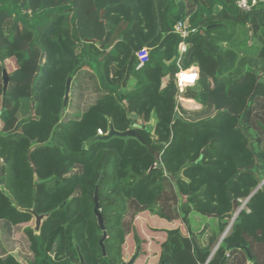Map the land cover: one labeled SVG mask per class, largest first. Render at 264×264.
<instances>
[{
  "label": "trees",
  "instance_id": "1",
  "mask_svg": "<svg viewBox=\"0 0 264 264\" xmlns=\"http://www.w3.org/2000/svg\"><path fill=\"white\" fill-rule=\"evenodd\" d=\"M258 3L0 0V264H125L128 235L141 254V214L182 223L162 229L156 264H264ZM186 18L197 31L178 58L173 28ZM191 66L197 81L179 91L175 74ZM110 125L139 138L95 139ZM20 227L25 262L2 243Z\"/></svg>",
  "mask_w": 264,
  "mask_h": 264
},
{
  "label": "rangeland",
  "instance_id": "2",
  "mask_svg": "<svg viewBox=\"0 0 264 264\" xmlns=\"http://www.w3.org/2000/svg\"><path fill=\"white\" fill-rule=\"evenodd\" d=\"M129 86H133L131 83ZM79 90L80 87L77 88V96H79ZM96 97V93L93 92V90L89 89L86 95L84 96L85 104L88 102H91L92 99ZM183 99V100H182ZM183 105L186 106L188 109H194L197 106L195 102L189 99L182 98ZM186 100V101H185ZM188 100V101H187ZM83 100L80 101V99H76V102L78 104H81L80 106L83 107ZM85 106V105H84ZM77 108L75 107V110ZM154 124V117L152 116L150 122L148 123L149 126H152ZM28 225H31L36 230V222L35 217L28 223ZM175 227H182V223L179 221L175 222H165L156 216H150L148 214H141L136 220H135V229L141 239V247L140 251L141 254L136 258L135 256L132 257V254L135 251V240L132 235L127 236L126 244H125V263H127L130 259L133 258L131 264L134 262V264H156L157 263V256H158V244L163 239V233L161 232L162 229L165 228H175ZM37 231V230H36ZM2 243L8 247L13 253L16 255V257L25 262V259L21 257V251L27 252V242L24 239V232L23 229L20 227L18 230H16L12 236H10L8 239H3ZM28 254V253H27Z\"/></svg>",
  "mask_w": 264,
  "mask_h": 264
},
{
  "label": "built area",
  "instance_id": "3",
  "mask_svg": "<svg viewBox=\"0 0 264 264\" xmlns=\"http://www.w3.org/2000/svg\"><path fill=\"white\" fill-rule=\"evenodd\" d=\"M264 1V0H263ZM258 0H237V6L243 11H250L255 6H257ZM173 31L180 37V41L178 44V58L185 52L187 44L186 38L197 31V28L192 27L188 21V19L179 20L174 24ZM148 50L147 48H141L136 52V57L138 59L137 68H139L147 59ZM199 70L196 66H191L187 69H180L175 74L176 84L179 88V91H182L186 86H193L198 78ZM192 76V80L184 79V77ZM182 99L181 97H179ZM183 100V99H182ZM98 135H103L100 129L97 130Z\"/></svg>",
  "mask_w": 264,
  "mask_h": 264
},
{
  "label": "water",
  "instance_id": "4",
  "mask_svg": "<svg viewBox=\"0 0 264 264\" xmlns=\"http://www.w3.org/2000/svg\"><path fill=\"white\" fill-rule=\"evenodd\" d=\"M2 80H3V101H4V94H5L6 86H7V83H8V74H7V72L5 70H3V72H2ZM70 84H71V77H68L67 80H66V83H65V91H64V96H63L62 109L65 108L66 105H67V103H68L69 93H70ZM112 136L136 137V138H139V136L135 133V131L133 129H127L125 131L120 132V131H116L113 128V126L110 125L109 126V130H108V133L106 135H104V136L98 135V136L95 137V139H108V138H110ZM263 182L264 181H262L260 184H262ZM93 200H94V208H93L94 214L97 217V221H98V224H99L100 228L102 230H104L103 219H102V215L100 213L99 203H98V197H97V187L95 188L94 199ZM239 209H238V211H239ZM29 211L35 217L36 230H38L39 229V226L41 224V221H42V219L44 217V214H36L34 208L31 209V210H29ZM238 211L234 214V217L237 215ZM104 237H105V233L103 235V238L100 240V245H101L103 251H104V247H103ZM80 260H81V258H80ZM132 260H133V258L129 262L125 263V264H131ZM81 262H82V260H81Z\"/></svg>",
  "mask_w": 264,
  "mask_h": 264
},
{
  "label": "clouds",
  "instance_id": "5",
  "mask_svg": "<svg viewBox=\"0 0 264 264\" xmlns=\"http://www.w3.org/2000/svg\"><path fill=\"white\" fill-rule=\"evenodd\" d=\"M184 79H187V80H192L193 77L192 76H187V77H184Z\"/></svg>",
  "mask_w": 264,
  "mask_h": 264
},
{
  "label": "crops",
  "instance_id": "6",
  "mask_svg": "<svg viewBox=\"0 0 264 264\" xmlns=\"http://www.w3.org/2000/svg\"><path fill=\"white\" fill-rule=\"evenodd\" d=\"M132 85L134 84V82L133 83H131ZM182 98V97H181Z\"/></svg>",
  "mask_w": 264,
  "mask_h": 264
}]
</instances>
